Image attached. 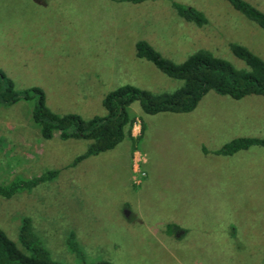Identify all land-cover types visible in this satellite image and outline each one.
<instances>
[{
  "label": "rangeland",
  "instance_id": "obj_1",
  "mask_svg": "<svg viewBox=\"0 0 264 264\" xmlns=\"http://www.w3.org/2000/svg\"><path fill=\"white\" fill-rule=\"evenodd\" d=\"M243 1L264 13V0ZM188 9L204 23L189 21ZM137 42L175 64L204 50L247 69L231 44L264 61V30L225 0H0V71L19 93L42 89L58 115L104 116L103 98L124 85L178 90L181 81L136 57ZM36 102L0 105V186L59 170L30 192L0 197V230L20 249L29 219L63 264H264V148L212 153L233 139H264L262 97L209 92L187 114L147 115L135 102L136 150L125 138L75 167L90 141L43 139Z\"/></svg>",
  "mask_w": 264,
  "mask_h": 264
},
{
  "label": "trees",
  "instance_id": "obj_2",
  "mask_svg": "<svg viewBox=\"0 0 264 264\" xmlns=\"http://www.w3.org/2000/svg\"><path fill=\"white\" fill-rule=\"evenodd\" d=\"M138 4L144 0H124ZM234 10L264 30V13L243 0H225ZM189 21L198 25L204 23L202 16L188 9L182 12ZM136 57L151 62L157 69L172 79L182 82L181 87L172 93L153 94L140 88L124 85L105 95L102 107L104 116L85 120L77 114L58 115L50 111L45 102L42 89L33 87L19 93L11 80L0 71V105L11 106L20 100L37 99L32 112V121L41 137L50 140L55 134L61 141L69 139L88 140L86 151L77 156L70 167H75L90 157L113 150L125 138L131 142V152L136 150V142L141 136L132 135L136 118L129 113L130 106L137 102L147 115L160 113L187 114L194 111L209 92L241 100L248 96L264 99V61L246 47L231 44L232 54L243 61L247 69L237 70L234 66L210 52L201 50L192 54L181 64L162 58L144 42L135 45ZM141 122V131H144ZM253 146L264 148V139L241 137L224 144L212 152L216 156L231 157ZM59 170H50L32 178H17L7 185L0 186V197L10 199L16 195L30 192L43 183L53 181ZM29 219H24L18 233V242L23 249L0 230V264H63L51 259L49 252L31 233ZM97 264H110L100 262Z\"/></svg>",
  "mask_w": 264,
  "mask_h": 264
},
{
  "label": "built area",
  "instance_id": "obj_3",
  "mask_svg": "<svg viewBox=\"0 0 264 264\" xmlns=\"http://www.w3.org/2000/svg\"><path fill=\"white\" fill-rule=\"evenodd\" d=\"M133 172H134V174H139L140 172H139V170H138V166L136 165V162L134 163V165H133ZM142 176H144V174L143 173H140L139 175H137V177L140 179ZM143 178V177H142ZM133 179H134V181H135V184H139V182H140V180H137V178L134 176L133 177Z\"/></svg>",
  "mask_w": 264,
  "mask_h": 264
},
{
  "label": "crops",
  "instance_id": "obj_4",
  "mask_svg": "<svg viewBox=\"0 0 264 264\" xmlns=\"http://www.w3.org/2000/svg\"><path fill=\"white\" fill-rule=\"evenodd\" d=\"M133 135V134H132ZM134 137H136V136H134Z\"/></svg>",
  "mask_w": 264,
  "mask_h": 264
},
{
  "label": "water",
  "instance_id": "obj_5",
  "mask_svg": "<svg viewBox=\"0 0 264 264\" xmlns=\"http://www.w3.org/2000/svg\"><path fill=\"white\" fill-rule=\"evenodd\" d=\"M126 215H128V213Z\"/></svg>",
  "mask_w": 264,
  "mask_h": 264
}]
</instances>
